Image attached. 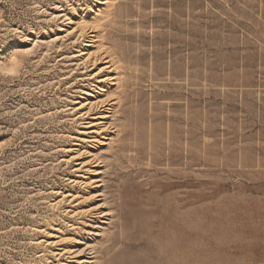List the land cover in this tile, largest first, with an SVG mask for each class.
I'll list each match as a JSON object with an SVG mask.
<instances>
[{
  "label": "rangeland",
  "instance_id": "obj_1",
  "mask_svg": "<svg viewBox=\"0 0 264 264\" xmlns=\"http://www.w3.org/2000/svg\"><path fill=\"white\" fill-rule=\"evenodd\" d=\"M251 3L0 0V264H264Z\"/></svg>",
  "mask_w": 264,
  "mask_h": 264
},
{
  "label": "bare ground",
  "instance_id": "obj_2",
  "mask_svg": "<svg viewBox=\"0 0 264 264\" xmlns=\"http://www.w3.org/2000/svg\"><path fill=\"white\" fill-rule=\"evenodd\" d=\"M101 2H102V1H101ZM102 3H103V2H102ZM98 59H99V58H98ZM98 61H99V60H98ZM104 62H108V61L105 60V61H103V63H104ZM109 62H110V61H109ZM107 64H108V63H107ZM111 64H112V62H111ZM111 64H110V65H111ZM106 67L108 68L109 66H108V65H107V66L105 65V68H106ZM112 69H113V68H112ZM99 70H100V69H99ZM102 70H103V68H102ZM106 79H107V78H106ZM111 79L113 80L114 77L111 76ZM116 79H117V78H116ZM116 79H115V80H116ZM109 80H110V79H109ZM116 81H117V80H116ZM116 81H115V82H116ZM115 82H114V83H115ZM110 84H111V81H110ZM97 117H98V116H97ZM99 117H101V116H99ZM102 117H103V116H102ZM106 117H107V116H106ZM104 118H105V116H104ZM106 215H110V214L107 212ZM97 227H100V226H97ZM98 230H99V229H98ZM96 232H98V231H96ZM94 235H95V234H94ZM96 235H98V234H96ZM84 249H85V250H89V245L85 243V247L83 248V250H80L79 253L81 254V253L84 251ZM90 249H91V248H90ZM91 251H92V250H91ZM74 253H75V252H74ZM77 253H78V250H77ZM74 257H77V256H74ZM74 257H73V258H74ZM78 257H79V256H78ZM85 258H86V259H84V260L82 261L83 264H90V263H93L94 260H95V256H90V257L87 256V257H85ZM82 259H83V258H82ZM82 259H81V260H82ZM78 260H79V259H78ZM76 261H77V260H76ZM79 261H80V260H79ZM79 261H77V262H79ZM82 262H80V263H82Z\"/></svg>",
  "mask_w": 264,
  "mask_h": 264
},
{
  "label": "crops",
  "instance_id": "obj_3",
  "mask_svg": "<svg viewBox=\"0 0 264 264\" xmlns=\"http://www.w3.org/2000/svg\"><path fill=\"white\" fill-rule=\"evenodd\" d=\"M264 1V0H263ZM249 6H251L252 5V3H251V0H249V4H248ZM263 6H264V4H263Z\"/></svg>",
  "mask_w": 264,
  "mask_h": 264
}]
</instances>
